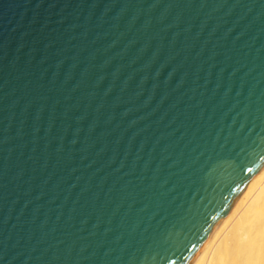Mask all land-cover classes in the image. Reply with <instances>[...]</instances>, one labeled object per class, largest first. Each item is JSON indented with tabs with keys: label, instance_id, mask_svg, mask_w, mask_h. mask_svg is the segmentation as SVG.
<instances>
[{
	"label": "water",
	"instance_id": "obj_1",
	"mask_svg": "<svg viewBox=\"0 0 264 264\" xmlns=\"http://www.w3.org/2000/svg\"><path fill=\"white\" fill-rule=\"evenodd\" d=\"M264 166V0H0V264H193Z\"/></svg>",
	"mask_w": 264,
	"mask_h": 264
},
{
	"label": "bare ground",
	"instance_id": "obj_2",
	"mask_svg": "<svg viewBox=\"0 0 264 264\" xmlns=\"http://www.w3.org/2000/svg\"><path fill=\"white\" fill-rule=\"evenodd\" d=\"M193 264H264V166L248 182Z\"/></svg>",
	"mask_w": 264,
	"mask_h": 264
}]
</instances>
